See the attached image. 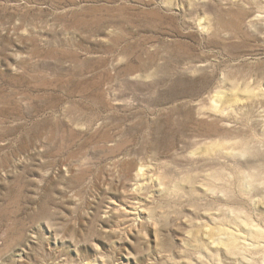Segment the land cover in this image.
<instances>
[{"label": "rangeland", "instance_id": "obj_1", "mask_svg": "<svg viewBox=\"0 0 264 264\" xmlns=\"http://www.w3.org/2000/svg\"><path fill=\"white\" fill-rule=\"evenodd\" d=\"M0 264H264V0H0Z\"/></svg>", "mask_w": 264, "mask_h": 264}, {"label": "bare ground", "instance_id": "obj_2", "mask_svg": "<svg viewBox=\"0 0 264 264\" xmlns=\"http://www.w3.org/2000/svg\"><path fill=\"white\" fill-rule=\"evenodd\" d=\"M112 209H116V206H113ZM118 209V208H117ZM120 209V208H119ZM139 228V227H138Z\"/></svg>", "mask_w": 264, "mask_h": 264}]
</instances>
